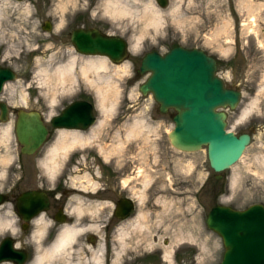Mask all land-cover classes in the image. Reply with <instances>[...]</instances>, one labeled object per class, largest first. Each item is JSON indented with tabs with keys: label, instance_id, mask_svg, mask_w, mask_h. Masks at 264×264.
I'll return each instance as SVG.
<instances>
[{
	"label": "rangeland",
	"instance_id": "rangeland-1",
	"mask_svg": "<svg viewBox=\"0 0 264 264\" xmlns=\"http://www.w3.org/2000/svg\"><path fill=\"white\" fill-rule=\"evenodd\" d=\"M103 1L75 0L62 13L58 0H0V66L10 67L17 73V79L7 82L0 95V100L11 107L8 121H0V192L10 190L16 194L27 186L19 180L22 160L14 133L16 109H35L44 120H49L69 102L87 100L94 105L97 117L94 126L98 134L84 145H74L82 147L90 156L78 159L71 179L97 180L119 170L123 162L130 164V170L136 164L140 177L152 178L155 186L163 187L162 193L169 196L170 207L173 203L186 205V209L178 207L180 213L176 206L170 210V217L185 211L186 245L194 243L198 251L201 249L202 256L206 245L216 260L212 264H220L224 251L221 238L206 232L196 212H191L198 182L208 171L205 149L188 153L170 144L167 133L173 128L175 112L160 113L152 95L139 92L138 86L148 76L140 73L139 67L146 52L164 53L175 45L202 49L216 59L217 74L226 86L242 93L235 111L237 125L247 121L256 124L243 156L225 172L227 180L223 191L227 193L219 200L241 208L253 203L264 205V0L256 1L263 5L257 24L252 26L255 33L243 26L248 22L245 0H168L165 7L156 0H139L135 3L138 15L120 18L106 13ZM150 1L161 13L159 25L150 23L149 13H140ZM45 21L51 23L50 31L43 29ZM227 21V34L212 39L214 30ZM81 25L120 35L128 43L137 37L140 40L119 63L101 55H81L70 41L72 30ZM72 57H76L74 83L60 84L53 73L41 72L43 69L46 73L52 72ZM96 58H105L110 67L126 65L127 68L124 72L111 68L90 70L88 77L83 76L81 67L88 59ZM103 96L106 100L102 102ZM252 101H256V106L249 115L240 117V110ZM112 102L111 110L103 112L104 105L109 108ZM132 129L137 131L135 135L130 134ZM56 142L57 134L51 135L44 145L45 155ZM67 156L68 153L61 151L56 155L58 166ZM27 170L33 172V166L28 165ZM128 173L133 175L134 171ZM0 211L11 220L10 228L0 229L1 240L10 231L20 228L11 200L1 205ZM33 229L34 226L30 234ZM30 234L21 240L34 244L37 238Z\"/></svg>",
	"mask_w": 264,
	"mask_h": 264
},
{
	"label": "flooded vegetation",
	"instance_id": "flooded-vegetation-1",
	"mask_svg": "<svg viewBox=\"0 0 264 264\" xmlns=\"http://www.w3.org/2000/svg\"><path fill=\"white\" fill-rule=\"evenodd\" d=\"M78 28H95L104 34H109L95 26L81 25ZM125 40L129 50V43L127 39ZM237 107L223 109L226 114L225 127L237 137L248 134L251 143L256 124L247 121L246 124L237 125L235 121ZM51 118L45 120L48 134L43 145L32 155L20 152L22 164L19 165L21 169L19 180L27 186L16 194L10 190L5 192L7 201L11 200L14 210L16 198L29 190L39 192L47 201V206L38 209L29 221L22 220L15 210L20 229L14 234L9 233L2 237L12 238L13 252L9 254L11 256L9 260H3L0 264H28L37 257L40 258V264L213 263L215 258L211 257L206 245L203 248L204 256L194 243L188 242L186 245L184 238L186 223L183 219L185 211L182 210L181 214L170 217L173 206H176L177 213H180L178 207L182 206L186 209V205L183 203L175 205L172 202L173 206L170 207L171 201L167 194L162 193L163 187L155 186L152 178L146 180L140 177L136 164H133L134 168L130 170V164L123 162L119 170L109 172L105 177L97 180H74L71 179L70 174L78 159L90 156L88 152H83L82 147L74 146L75 148L67 152L68 156L64 162L50 174L42 165V161L47 157L44 145L51 135L58 134L59 130H62L52 127ZM96 120L95 116V122ZM90 127L64 130L86 131ZM203 149L207 156L206 146ZM28 165L33 166V172L27 170ZM207 167L208 171L204 178L199 180L192 197L191 212H196L199 224L202 222L205 231L211 234L215 232L208 227L206 221L212 208L224 205L241 210L243 207L225 204L219 200L227 193L223 191V184L227 180L225 172L232 166L222 171H215L207 157ZM132 171L134 174L129 175L128 172L132 173ZM26 213L27 211H23V214ZM33 220L40 228V234L35 244H30L25 240L22 241L21 238L30 234L32 226H34L33 230L38 229L32 224ZM63 228L74 231L71 240L67 245L54 250L51 257L47 258V251ZM17 239L20 241L18 242Z\"/></svg>",
	"mask_w": 264,
	"mask_h": 264
},
{
	"label": "water",
	"instance_id": "water-1",
	"mask_svg": "<svg viewBox=\"0 0 264 264\" xmlns=\"http://www.w3.org/2000/svg\"><path fill=\"white\" fill-rule=\"evenodd\" d=\"M21 1V0H17ZM165 7L168 0H156ZM45 31L51 23L45 21ZM70 41L81 55H101L113 63L125 60L128 51L121 36L104 34L95 28H76ZM139 71L148 74L138 86L142 95L151 94L160 113L168 110L173 128L167 133L170 144L182 152H197L206 146L210 166L215 171L225 170L243 156L250 143V136H235L227 130L224 108L234 109L241 100V91L227 87L217 74L216 59L199 48L174 46L164 54L157 51L145 53ZM17 79L10 67L0 66V95L4 85ZM94 106L87 100H75L51 118L55 129H86L95 123ZM11 107L0 100V121L7 122ZM14 133L20 152L34 154L45 142L48 129L41 112L18 108L15 111ZM7 202V195L0 192V206ZM47 206L45 198L29 190L16 198L15 210L21 219L29 221L38 209ZM23 211H27L23 214ZM207 225L219 235L224 247L220 264H264V205L253 203L236 210L218 205L207 217ZM12 238L0 240V262L10 259L13 252Z\"/></svg>",
	"mask_w": 264,
	"mask_h": 264
},
{
	"label": "bare ground",
	"instance_id": "bare-ground-1",
	"mask_svg": "<svg viewBox=\"0 0 264 264\" xmlns=\"http://www.w3.org/2000/svg\"><path fill=\"white\" fill-rule=\"evenodd\" d=\"M75 0H58V8H60V12L64 13V10L68 8V4ZM257 0H245V8L248 14V22L243 23V26L246 28L249 32H254L255 30L252 27L257 24V18L260 15V10L262 7V3L256 2ZM139 0H104L103 1V8L111 17H125L129 16L132 17L134 15H138L137 6L135 3H138ZM0 8H2V5L0 4ZM140 13H149L150 15V23L152 25H159L162 20L161 13L159 9L155 7V5L150 1L144 4L142 11ZM228 24L227 22H222L220 26H218L214 32L212 33V39H216L220 36H225L227 34L226 26ZM140 40V37H137L134 40H131L129 43V50L132 51L137 45ZM79 54V53H78ZM88 56V55H87ZM76 65V57H72L68 62L64 65H58L55 67V69L52 72L47 71L43 69L41 70L42 73L49 75L50 73H53L58 78V81L60 84H64L66 81L75 82V75H74V68ZM112 69L116 71L117 69H121V71L126 70V65H123L122 67H110L106 61L105 58H96V59H88L85 64L81 67V73L83 76H87L88 71L90 70H101V69ZM107 79H105L106 81ZM107 82V81H106ZM4 88V87H3ZM24 100V98H23ZM106 100V97L103 96L102 102ZM113 106V102L110 104V107H106L104 105L103 112H109ZM256 106V101H252L247 107L240 110V117H245L249 115V113L252 111V109ZM138 122V121H136ZM97 127L92 125L89 130L86 131H78V130H59L57 134V142L54 144L53 147H51L48 151L47 157L42 161V165H44L45 169L51 173H54L57 170L58 167V160L56 155L62 152V154H67L68 150L73 147L74 145H84L88 143L92 138L96 137ZM136 130L132 129L130 131V134H136ZM241 159V158H240ZM238 162V161H237ZM236 162V163H237ZM147 180V176H145ZM236 181V177L233 178V182ZM33 225L37 226V223L33 220ZM10 228L11 227V220L4 216L0 211V229L1 228ZM38 227V226H37ZM12 230H14L12 228ZM16 230V229H15ZM10 231L9 233L14 234L16 231ZM74 231L68 228H63L61 233L59 234L57 240L54 242L52 246H50L49 250L47 251L46 257H51L50 255L54 250H57L69 243L73 236ZM40 234V228L38 227L37 230H33L32 235L35 236L34 239H38ZM35 244V243H34ZM45 257V256H44ZM41 257V258H44ZM97 257V256H96ZM39 257L33 258L28 264H40L39 263Z\"/></svg>",
	"mask_w": 264,
	"mask_h": 264
}]
</instances>
